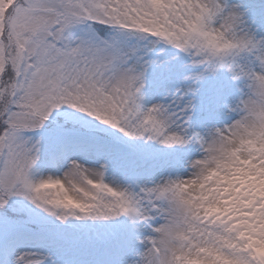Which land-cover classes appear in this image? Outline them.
I'll use <instances>...</instances> for the list:
<instances>
[{
	"label": "snow or ice",
	"instance_id": "1",
	"mask_svg": "<svg viewBox=\"0 0 264 264\" xmlns=\"http://www.w3.org/2000/svg\"><path fill=\"white\" fill-rule=\"evenodd\" d=\"M0 264H264V0H0Z\"/></svg>",
	"mask_w": 264,
	"mask_h": 264
}]
</instances>
